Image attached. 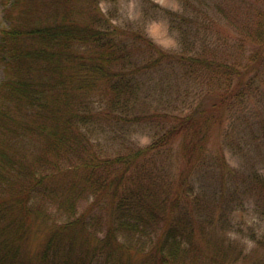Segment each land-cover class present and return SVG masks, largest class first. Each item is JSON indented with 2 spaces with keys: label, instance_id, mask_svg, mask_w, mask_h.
<instances>
[{
  "label": "trees",
  "instance_id": "obj_1",
  "mask_svg": "<svg viewBox=\"0 0 264 264\" xmlns=\"http://www.w3.org/2000/svg\"><path fill=\"white\" fill-rule=\"evenodd\" d=\"M102 1L115 0H0V264H240L235 247L210 233L206 199L228 208L253 194L261 204L264 178H237L208 145L226 112L264 95V0H180V41L218 36L197 49L193 40L184 54L113 25ZM169 65L201 73L187 112L141 105L140 77ZM93 93L98 109L81 114L75 100ZM85 121L161 128L143 147L126 144L124 128H103L123 143L110 152ZM255 125L264 143V117ZM215 169L221 184L209 196ZM43 202L68 219L49 222Z\"/></svg>",
  "mask_w": 264,
  "mask_h": 264
},
{
  "label": "rangeland",
  "instance_id": "obj_2",
  "mask_svg": "<svg viewBox=\"0 0 264 264\" xmlns=\"http://www.w3.org/2000/svg\"><path fill=\"white\" fill-rule=\"evenodd\" d=\"M5 1L13 2L14 0ZM100 8L109 18L110 23L120 27L129 26L138 30L166 52L183 51L184 54L187 53V50H190L186 46L193 40L197 49L202 47L201 43L203 46L207 45L218 37L205 33L200 34L196 39L189 35L185 40L180 41L179 33L175 30V24L172 23V14L181 11L180 0L102 1L100 2ZM1 10L2 6L0 5V26H4L7 22H5ZM216 20L215 26L217 28H219L218 26L225 28L223 20H218V18ZM223 32H226V30ZM230 43L231 40L228 44ZM193 45L191 46L193 47ZM228 52L232 53V50H228ZM2 79L3 70L0 67V80ZM200 82V72L191 69L185 72L179 67L175 69L171 68L170 65L163 66L157 71L153 70L140 77L142 87L139 96L143 98L141 105L148 106L150 109L187 112L197 97ZM89 95L85 94L83 97L80 96L79 99L78 96L74 102L76 109L81 114L85 112L95 113L100 105L99 100L101 98L96 93ZM102 105L101 103L103 108ZM257 115H259V118L260 116L264 117V95L253 96L249 100L236 104L233 110L226 112L220 125V128H222L221 137L212 136L208 145L212 157L215 158V156L222 154L226 166L239 179H242L243 175H259L264 178V143L256 140L257 136L252 130V128H259L258 125H255ZM157 124L156 122L142 121L126 124H115L111 121L109 123L105 121H99V123L85 121L84 124L81 123L79 126L90 128V134L98 138L105 151L115 152L122 150L123 143L120 137L114 135L113 130H103V128H124L118 132L124 135L125 143L143 147L153 139L152 128H161L160 124ZM225 132L229 134L226 139L223 138ZM203 178L197 176L195 180L200 179L198 181L200 184ZM206 182L207 187L210 188L207 194L209 196L216 195L215 190L218 191L219 183L221 184L217 169L209 173ZM225 185V188L228 186L229 190H232L233 184L231 182ZM242 188H245V186H242ZM229 190H225L226 194L230 193ZM234 200L233 203L230 202L228 208H223L221 200L214 206H210L213 200L207 197L205 214H212V216L215 214L216 217L210 233L212 232L213 237L218 241L219 247L222 245H225V249H230L229 246L235 247V251L241 254L239 256L242 258L240 264H248L252 260L264 262V202L257 203L253 194H246L243 197L238 196ZM89 201L90 199H85L80 202L79 212L87 206ZM43 203L48 210L47 219L49 222H63L68 219L67 214L56 209L55 203ZM231 205L233 208L230 207ZM259 241H262V243L258 244Z\"/></svg>",
  "mask_w": 264,
  "mask_h": 264
}]
</instances>
